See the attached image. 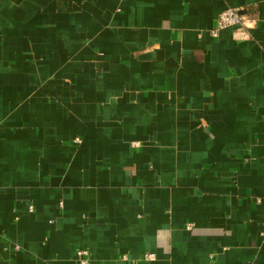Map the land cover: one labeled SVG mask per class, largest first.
I'll return each instance as SVG.
<instances>
[{
    "label": "crops",
    "instance_id": "crops-1",
    "mask_svg": "<svg viewBox=\"0 0 264 264\" xmlns=\"http://www.w3.org/2000/svg\"><path fill=\"white\" fill-rule=\"evenodd\" d=\"M81 248L264 264V0H0V264Z\"/></svg>",
    "mask_w": 264,
    "mask_h": 264
},
{
    "label": "built area",
    "instance_id": "built-area-1",
    "mask_svg": "<svg viewBox=\"0 0 264 264\" xmlns=\"http://www.w3.org/2000/svg\"><path fill=\"white\" fill-rule=\"evenodd\" d=\"M258 21L259 18L246 9L226 5L218 13L214 25L210 28V34L217 37L223 28L232 27L235 38H249L252 29L257 26ZM77 140L80 141L79 138ZM190 226L191 224H188V227ZM155 258L156 254L154 252H144L133 259L132 264H139L141 261L153 260ZM78 262L80 264H91L87 249L81 248L78 250Z\"/></svg>",
    "mask_w": 264,
    "mask_h": 264
}]
</instances>
